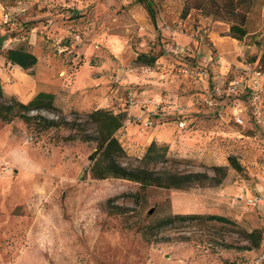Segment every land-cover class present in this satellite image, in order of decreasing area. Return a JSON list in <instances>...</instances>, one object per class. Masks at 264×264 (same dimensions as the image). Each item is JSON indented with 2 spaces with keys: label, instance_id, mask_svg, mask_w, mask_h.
<instances>
[{
  "label": "rangeland",
  "instance_id": "obj_1",
  "mask_svg": "<svg viewBox=\"0 0 264 264\" xmlns=\"http://www.w3.org/2000/svg\"><path fill=\"white\" fill-rule=\"evenodd\" d=\"M148 1L155 11V24L144 3L137 0H0V15L13 19V24H7L0 18V54L23 44L7 45L6 35L21 38L39 23L48 25L52 18L69 27L67 42L48 48L57 59V74L73 68L74 57L92 58L95 64L101 58L95 54L102 52L109 76L115 75L114 68L122 67L165 66L177 72L179 66L168 50L176 46L173 33L182 31L199 42V52L186 51L183 63L214 75L220 55L206 30H224L225 25L215 15L191 8L193 0ZM262 4L256 1L246 23L248 35L230 53L234 61L224 75L226 81L241 74L242 66L237 63L254 65L264 73ZM76 48L79 55L73 53ZM140 54L156 56L153 66L137 62ZM160 58L163 64L157 63ZM35 77L36 69L14 71L0 62L6 97L28 103ZM204 85L200 86L203 92L221 105L194 97L200 118L193 129L198 136L190 152L180 156L157 144L166 147L169 161L148 168L219 178L212 168L225 167L218 185L205 182L185 190L151 186L142 191L127 180H94L87 171L93 143L65 141L69 132L63 128L38 131L18 118L9 123L0 120V264H264L259 261L264 242L258 248L243 249L253 247L258 232L264 230V215L245 200L264 187V125L252 116L260 106L264 117V96L260 105L248 102L242 106L245 123L236 125L220 118L228 99L211 95V83L207 88V82ZM58 109L67 120L73 119L72 112L87 113ZM40 114L56 118L50 112ZM119 142L127 154L122 164L139 166L145 152L126 149ZM230 156L240 164V171L231 167ZM190 214L222 216L229 223L204 219L159 225L165 218Z\"/></svg>",
  "mask_w": 264,
  "mask_h": 264
},
{
  "label": "crops",
  "instance_id": "obj_2",
  "mask_svg": "<svg viewBox=\"0 0 264 264\" xmlns=\"http://www.w3.org/2000/svg\"><path fill=\"white\" fill-rule=\"evenodd\" d=\"M262 11H264V4H262ZM0 16L3 18V14ZM220 23L225 25L224 30H215V28L206 30L209 41L220 55V65L213 67L215 74L211 77L205 70V75L201 80L183 73L181 67H177V72L172 73L165 66L162 69L158 67L159 70L143 67L127 70L123 67L122 69L114 68L115 75L109 76L105 70L107 61L101 59L104 57L103 52L95 54L96 57H101L95 60V64L92 63V58L83 61L81 58L74 57L72 58L73 68L71 66L64 68L57 74L55 67L57 59L51 55V50L48 48L55 47L62 42L65 44L69 35V27L58 24L52 18L48 21V25L39 23L30 28L21 38L6 35L7 40L5 37L4 40L7 45L10 42H23L22 45L37 58V63L33 67L36 69V77L31 86L32 98L44 92L55 96V105L60 109L84 112L107 109L114 114L125 113L127 119L123 127L116 132V137L127 145L126 149L134 147L145 152L147 147L154 142L168 146L180 156H187L198 136V133L193 130L199 124L197 120L200 118L196 114L198 99L194 97H203L206 101L209 96L200 86L207 82L206 88L210 83L213 87L217 76L221 77L222 81H226L224 75L231 69L234 61L230 53L237 50L239 42L228 35L229 26L222 21ZM172 39L177 47L187 52L191 49L199 52V42L191 35L176 31ZM87 50L91 51V47ZM73 53L79 55L80 50L76 48ZM0 62L7 64L14 71L21 70L19 66L7 62L3 53L0 54ZM157 63L163 64V59L160 58ZM235 65L242 66V69L245 67L240 63ZM22 79L30 82L27 78L22 77ZM197 91H202V93ZM241 100L242 106L249 102L246 96H243ZM212 102L213 105H221L215 99ZM229 102L228 99V104L225 105L220 115L225 122L231 120ZM155 104L159 105L157 112L154 111ZM242 115L246 119L243 112ZM147 120H150L151 124L149 127H144L143 124ZM179 122H183V127L188 128L179 127ZM250 196H264V187L257 194ZM257 209L264 215V209Z\"/></svg>",
  "mask_w": 264,
  "mask_h": 264
},
{
  "label": "trees",
  "instance_id": "obj_3",
  "mask_svg": "<svg viewBox=\"0 0 264 264\" xmlns=\"http://www.w3.org/2000/svg\"><path fill=\"white\" fill-rule=\"evenodd\" d=\"M144 3L150 19L155 24V11L148 0H137ZM257 0H193L191 8L202 12L206 16L215 15L217 19L229 26L228 35L236 40H242L248 35L246 28L249 13L255 6ZM210 9V10H209ZM213 9L214 11H211ZM216 11V12H215ZM219 11V12H217ZM10 37H15L13 34ZM5 60L23 70L33 68L37 63L36 56L29 52L23 45L9 47L3 52ZM156 56L140 54L137 62L145 66H153ZM264 64V61H262ZM224 96L218 97L222 98ZM226 98V97H225ZM41 111L53 113L55 119L42 116ZM74 117L67 120L60 110L55 106V96L50 93L40 92L28 103L24 104L14 97H6L0 81V120L6 123L18 118L22 122L33 125L38 131L63 128L69 132L63 138L65 141H81L93 143V151L88 156L87 171L94 180L120 179L138 184L140 190L155 186L165 189L185 190L193 185L205 182L218 185L225 176V167H213L212 170L219 176H208L206 173L186 172L173 173L162 169L150 170L149 165L166 164V147L152 142L143 157L139 160V166L129 167L122 164V159L127 154L124 147L116 137V132L123 127L127 117L125 113L114 114L107 109H96L87 113H71ZM228 162L236 171L241 170L240 164L233 156L228 157ZM229 223L222 216H202L197 214L174 215L159 222L164 226L175 221L199 222L202 220ZM264 242V230L258 232L257 241L253 247L243 249L251 250L258 248L260 242Z\"/></svg>",
  "mask_w": 264,
  "mask_h": 264
},
{
  "label": "built area",
  "instance_id": "obj_4",
  "mask_svg": "<svg viewBox=\"0 0 264 264\" xmlns=\"http://www.w3.org/2000/svg\"><path fill=\"white\" fill-rule=\"evenodd\" d=\"M1 23H11L13 24V19L4 14ZM0 23V24H1ZM170 59L175 61V64L181 67L183 73L189 74L195 77L197 80H201L205 75L204 68H194L188 67L183 63L186 51L174 46L169 48ZM167 58V57H166ZM211 60V58H210ZM174 65V64H173ZM211 95L215 97L224 96L230 100V111L229 115L231 120L236 125H244L245 119L242 115V97L246 96L249 102L253 104H259L261 102L262 96H264V73H262L259 67L254 65H246L242 70L241 74L231 78L227 82L222 81V78L217 76L214 80V84L211 90ZM209 105H212V97L207 100ZM159 110V105L155 104L154 111ZM253 119L256 123L264 125V117H262L260 112V106H258L254 112H252ZM151 124L150 120L144 122V127H149ZM179 127H183V122L178 123ZM241 198V196H239ZM248 205L264 209V196H250L245 198ZM259 261H264V250H262Z\"/></svg>",
  "mask_w": 264,
  "mask_h": 264
}]
</instances>
